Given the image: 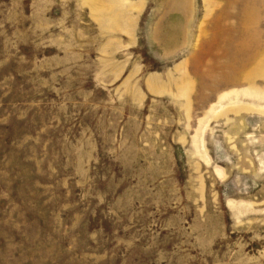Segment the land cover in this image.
<instances>
[{
	"label": "rangeland",
	"instance_id": "rangeland-1",
	"mask_svg": "<svg viewBox=\"0 0 264 264\" xmlns=\"http://www.w3.org/2000/svg\"><path fill=\"white\" fill-rule=\"evenodd\" d=\"M0 264H264V0H0Z\"/></svg>",
	"mask_w": 264,
	"mask_h": 264
}]
</instances>
